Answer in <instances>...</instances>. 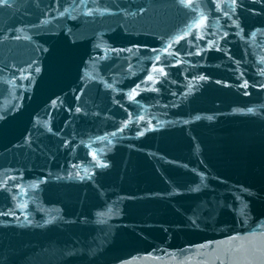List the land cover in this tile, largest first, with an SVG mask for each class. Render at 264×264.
<instances>
[{
  "label": "water",
  "instance_id": "1",
  "mask_svg": "<svg viewBox=\"0 0 264 264\" xmlns=\"http://www.w3.org/2000/svg\"><path fill=\"white\" fill-rule=\"evenodd\" d=\"M9 4L0 213L14 215H0V264L258 260L264 0ZM236 233H256L247 251L207 246Z\"/></svg>",
  "mask_w": 264,
  "mask_h": 264
},
{
  "label": "snow or ice",
  "instance_id": "2",
  "mask_svg": "<svg viewBox=\"0 0 264 264\" xmlns=\"http://www.w3.org/2000/svg\"><path fill=\"white\" fill-rule=\"evenodd\" d=\"M237 2V0H231V3L233 5H235ZM180 3L185 6V7H192L193 10H195L193 4H192V0H180ZM0 6H3V7H9L10 4H9V0H0ZM217 7H219V4L217 5ZM91 14V12L89 13ZM225 15H227V13H225ZM206 17H204L203 15H201V18L199 21L195 22V26L196 27H201L203 26L204 24V21H205ZM190 34V33H188ZM197 38H200V37H197ZM180 39H184L183 36L181 37H178L177 38V42H179ZM172 47V44H169L167 46V48L164 49V52L165 53H168V49ZM153 51H157L156 49H153ZM169 55H171L172 53H168ZM178 55V53H177ZM157 61L160 59V56L157 55L156 58H155ZM159 71L160 73L166 75V73H164V69L163 67H160L159 69H157L156 65L153 64V71ZM36 72H39L40 69L39 67H37L35 69ZM29 76L31 75V73L28 74ZM24 78H27V77H24ZM149 80H152L153 77L150 75L148 77ZM201 79H204V77H201ZM137 88H139V85L136 86ZM244 87H247V82H245L244 84ZM135 94V89L132 90V93L130 94L129 98H132V95ZM247 94V93H246ZM76 111H80L79 108L76 109ZM249 112H252L253 109H248ZM122 130V129H121ZM49 131H51V129H49ZM114 135V133H113ZM101 167H106L107 165L105 164H101L99 165ZM81 179H83V177H81ZM2 183V182H0ZM7 214H12L14 215V213H0V215H7ZM55 217H52L51 220H46L45 223H51L52 220H54ZM256 233H246L244 234L243 236L240 234V233H236L235 235H232V236H229V237H226V239L224 241H209L207 242V246H214V245H224V244H228L229 242H232V243H235L237 241H239L240 243L237 244L234 248L230 247V248H224V249H219L217 247H213V250L214 251H222L224 255H228L229 253L233 252V251H240V250H244V251H247L245 245L250 241V237H253L255 236ZM199 247H205V245H200ZM256 251H258L260 253V258L258 260L256 259H248L244 262H241V261H237V260H229L228 261V264H264V239L261 240L260 242V245L259 247L256 249ZM219 259V257H217ZM212 264H215V262H212ZM220 264H225V261L224 260H221L220 261Z\"/></svg>",
  "mask_w": 264,
  "mask_h": 264
}]
</instances>
